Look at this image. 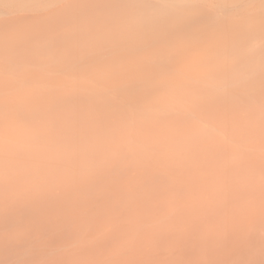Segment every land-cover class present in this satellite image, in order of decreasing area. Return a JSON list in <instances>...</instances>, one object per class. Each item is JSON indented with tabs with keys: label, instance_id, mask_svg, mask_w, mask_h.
I'll use <instances>...</instances> for the list:
<instances>
[{
	"label": "bare ground",
	"instance_id": "obj_1",
	"mask_svg": "<svg viewBox=\"0 0 264 264\" xmlns=\"http://www.w3.org/2000/svg\"><path fill=\"white\" fill-rule=\"evenodd\" d=\"M0 30V180L30 168L80 203L111 168L179 173L202 147L264 164V0H63Z\"/></svg>",
	"mask_w": 264,
	"mask_h": 264
},
{
	"label": "rangeland",
	"instance_id": "obj_2",
	"mask_svg": "<svg viewBox=\"0 0 264 264\" xmlns=\"http://www.w3.org/2000/svg\"><path fill=\"white\" fill-rule=\"evenodd\" d=\"M62 1L0 0V17L46 11ZM213 148H200L192 165L187 163L179 173L174 168L153 169L149 174L111 168L113 177L102 175L93 181L101 188L73 197L74 201L79 197L80 203L35 194V187L60 192V186L56 178L33 174L30 168L22 169L16 178L4 177L0 180V264H245L250 255L264 251V164L246 158L240 149L234 153L245 160H231L232 152L226 147L220 159L208 162L203 157ZM93 158L83 161L92 165L97 160ZM87 171L101 175L100 170ZM251 171L262 176L256 172L255 180ZM139 178L145 180L142 188L137 186ZM230 178L241 185L236 182L234 190L227 188L223 181L230 183ZM216 180L226 185L219 193L213 189Z\"/></svg>",
	"mask_w": 264,
	"mask_h": 264
}]
</instances>
